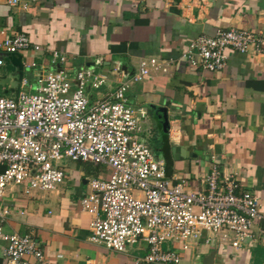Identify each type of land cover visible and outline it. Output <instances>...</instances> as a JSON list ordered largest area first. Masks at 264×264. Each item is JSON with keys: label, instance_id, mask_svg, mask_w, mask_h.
<instances>
[{"label": "crops", "instance_id": "obj_1", "mask_svg": "<svg viewBox=\"0 0 264 264\" xmlns=\"http://www.w3.org/2000/svg\"><path fill=\"white\" fill-rule=\"evenodd\" d=\"M9 5L0 0V53L5 37L26 33L43 51L28 49L23 79L0 84V94L33 91L45 69L88 68L111 73L117 68L130 79L142 58L174 60L167 73L131 83L130 102L146 111L145 137L167 176L187 190L204 189L205 175L217 162L223 178L256 193L264 209V0H24ZM243 28L262 35V50H227L226 66L215 72L193 68L181 55L200 35L218 29ZM57 50L66 61L51 62ZM37 66H30L32 62ZM0 74L14 75L5 65ZM99 89L87 86L92 102L109 98L117 82L111 75ZM18 91V92H19ZM144 136V137H143ZM144 140V139H143ZM65 180L51 191H25L11 183L4 203L12 213L7 234L33 233L39 247L61 264H133L147 251L145 243L119 252L90 239L93 215L80 198L91 191L90 180L108 176L109 169L71 159ZM262 223L257 222V226ZM206 235V234H205ZM199 242V244H198ZM0 237V264H7ZM171 246L165 243V247ZM181 264H264V242L257 237L240 248L207 244L205 237L182 251ZM31 264H40L28 256Z\"/></svg>", "mask_w": 264, "mask_h": 264}, {"label": "built area", "instance_id": "obj_2", "mask_svg": "<svg viewBox=\"0 0 264 264\" xmlns=\"http://www.w3.org/2000/svg\"><path fill=\"white\" fill-rule=\"evenodd\" d=\"M6 2L27 5L24 0ZM261 35L236 27L218 29L214 35L193 39L181 56L193 68L219 71L226 66L228 49L261 52ZM1 49L6 53L43 51L23 32L5 37ZM66 59L59 51H51V62L63 64ZM4 64L0 54V67ZM173 64L174 60L142 58L130 79L122 78L117 68L104 74L88 68L45 69L37 75L33 91L0 94V237L7 242V264H31L28 256L40 264H61L44 253L33 233H5L12 208L4 203V196L11 183L24 181L27 193L57 189L66 178L59 165L65 159L109 169L108 176L90 180L91 191L79 202L93 215V242L119 252L135 244L147 245V253L133 264H181L182 251L202 237L207 244L235 248L257 237L264 242V209L256 193L223 178L217 162L203 179L204 189L187 190L167 176L165 161L142 139L146 111L130 102L131 83L167 73ZM110 74L116 75L117 87L109 98L92 102L86 87L99 89L113 79Z\"/></svg>", "mask_w": 264, "mask_h": 264}, {"label": "water", "instance_id": "obj_3", "mask_svg": "<svg viewBox=\"0 0 264 264\" xmlns=\"http://www.w3.org/2000/svg\"><path fill=\"white\" fill-rule=\"evenodd\" d=\"M5 57V69L7 71L11 70L15 74H0V84H5L6 82L15 81L20 85L25 71L26 60L21 53L18 52H8L4 54ZM19 91V89H18ZM17 91V93H18ZM203 264H214L213 254L206 256L203 260Z\"/></svg>", "mask_w": 264, "mask_h": 264}, {"label": "rangeland", "instance_id": "obj_4", "mask_svg": "<svg viewBox=\"0 0 264 264\" xmlns=\"http://www.w3.org/2000/svg\"><path fill=\"white\" fill-rule=\"evenodd\" d=\"M3 42V41H2ZM6 52H1L0 54H2V55H4ZM8 53V52H7ZM18 53H21V52H18ZM145 125H147L146 124V122L144 121L143 122V126H145ZM144 137V136H143ZM144 139V141L146 142V143H148L147 142V140L145 139V137L143 138ZM68 161H70V160H67V159H65V160H61V161H59V165L63 168V167H67L68 165H69V163H68ZM79 161H81V160H79ZM90 163V162H89ZM22 185H23V187H24V189H25V186H26V182L24 181L23 183H22ZM25 191H26V189H25ZM176 249H178V250H180L179 249V245H176V247H175Z\"/></svg>", "mask_w": 264, "mask_h": 264}]
</instances>
